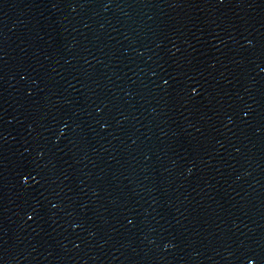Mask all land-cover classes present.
Segmentation results:
<instances>
[{"label": "water", "instance_id": "1", "mask_svg": "<svg viewBox=\"0 0 264 264\" xmlns=\"http://www.w3.org/2000/svg\"><path fill=\"white\" fill-rule=\"evenodd\" d=\"M0 264H264V0H0Z\"/></svg>", "mask_w": 264, "mask_h": 264}]
</instances>
